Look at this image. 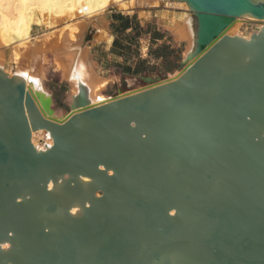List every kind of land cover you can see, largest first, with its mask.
<instances>
[{
  "label": "water",
  "instance_id": "obj_1",
  "mask_svg": "<svg viewBox=\"0 0 264 264\" xmlns=\"http://www.w3.org/2000/svg\"><path fill=\"white\" fill-rule=\"evenodd\" d=\"M171 1L194 39L173 78L98 105L80 80L58 119L0 66V264H264V24L228 33L264 0Z\"/></svg>",
  "mask_w": 264,
  "mask_h": 264
},
{
  "label": "crops",
  "instance_id": "obj_2",
  "mask_svg": "<svg viewBox=\"0 0 264 264\" xmlns=\"http://www.w3.org/2000/svg\"><path fill=\"white\" fill-rule=\"evenodd\" d=\"M139 7L131 12L109 7L99 17L82 25L77 34L78 43L85 53L83 57L88 61L85 60L88 67L90 66L95 84L101 85V92L108 97L125 93L128 91L125 88L138 83L143 87L145 83L141 76L170 79L181 71V61L188 46L187 40L178 31V27L183 25V9L166 4H145ZM43 26L36 22L32 33L35 40L40 42V47L45 50L40 48L38 58L34 57L32 51L30 54L23 51L26 53L23 66L28 67L35 63L30 68L34 70L33 67L38 66L36 68L42 71L45 79L53 70L59 75L60 84H67L69 82L62 77V70L55 66V52L52 49V46L59 47L61 39L50 38L44 41L54 31ZM40 58L42 61H39ZM39 62L42 64L40 67Z\"/></svg>",
  "mask_w": 264,
  "mask_h": 264
},
{
  "label": "bare ground",
  "instance_id": "obj_3",
  "mask_svg": "<svg viewBox=\"0 0 264 264\" xmlns=\"http://www.w3.org/2000/svg\"><path fill=\"white\" fill-rule=\"evenodd\" d=\"M145 4L151 6L166 4L183 9V16L181 17L183 25L178 27V31L188 41L185 54L187 55L192 50L194 39L191 13L186 2L171 0H0V66L11 75L14 72L26 75L28 84L29 80H33L36 87L49 93L45 85V76L40 69L38 70L36 68L38 66L33 67L34 70L35 68L37 69L34 71L30 67L35 63L28 67L21 64L26 57V53L21 50L23 47H28L27 52L30 54V51H32L34 57H37L41 53H38L41 48L40 42L36 41L32 36V28L36 19L44 22L48 21L51 24L75 21V24L79 25L99 17L110 6H118L122 9L133 11L135 6L141 7ZM244 21L258 22L260 25L257 28H260L264 24V20L256 19L250 15H244L236 19L228 33L249 38L252 32L249 35L241 33V23ZM173 22H175V19ZM71 27L63 29L64 31L62 30L60 36L61 43L60 45L58 44L59 47L55 46L56 48H53L52 46L55 52L53 55L55 56L56 64L64 70V75L72 86L73 94L77 93L78 82L81 80L90 89L92 103L96 105L103 104L112 97L103 94L101 92L102 86L95 84L89 68L90 66L88 67L87 65L88 61L83 57L85 53L82 52L80 44L78 43V37L76 35L79 33L78 27ZM43 46L46 47L45 45ZM8 47L12 49L14 63L18 64V69L16 70L15 68L16 71H11L5 66L6 49ZM42 50H45V48ZM41 56L43 55L41 54ZM40 59L39 61H42ZM40 64L39 62V67ZM66 115L58 116L54 113V116L58 119H64ZM40 139H43V143H40ZM32 141L40 149H43L45 145H51L53 143L49 134L44 130L34 131ZM73 212H75V209Z\"/></svg>",
  "mask_w": 264,
  "mask_h": 264
},
{
  "label": "rangeland",
  "instance_id": "obj_4",
  "mask_svg": "<svg viewBox=\"0 0 264 264\" xmlns=\"http://www.w3.org/2000/svg\"><path fill=\"white\" fill-rule=\"evenodd\" d=\"M112 7V6H110ZM113 7H118V6H113ZM137 7V6H135ZM134 7V8H135ZM120 8V7H118ZM122 9V8H120ZM124 11H131L128 9H122ZM181 14V13H180ZM183 16V14L181 15V17ZM91 21V20H90ZM38 23L40 26L44 25V28H48V29H53L54 32L48 34V36L45 37L44 41L50 40V38H59L61 36V32L63 29L69 28L70 26H72L71 28H75V26L78 27V31L80 32L82 25L84 26V24L88 23L87 22H83L79 25L75 24V21H70L68 23H56V24H51L48 21H41L39 19H36L35 23ZM257 24V27H259V23L258 22H252V21H244L241 23V33H243L244 35H249L251 32L255 31L257 27H255V25ZM34 26V25H33ZM56 26V27H55ZM33 30V28H32ZM34 31V30H33ZM64 31V30H63ZM52 35V36H51ZM77 35V34H76ZM33 36V33H32ZM34 37V36H33ZM78 37V36H77ZM37 41V40H36ZM186 45H188V41L186 42ZM28 47H23L21 50L22 51H27ZM12 49L11 47H8L6 49V61H5V66L10 69L11 71L14 70L16 71L18 68V64L14 63L13 59H12ZM55 62V66H57L56 64V60L54 59ZM22 65L24 64L23 62L21 63ZM16 68V70H15ZM59 69L62 70V77L66 79L65 75H64V70L60 67H58ZM69 82V81H68ZM45 85L46 88L48 89L49 93L54 96V103H53V107L55 109V114L58 116H64L66 115L68 112H70V107L69 104L71 102V96H72V86L69 83L67 84H60L59 81V75L56 74L55 72H53V70L51 71L49 77L45 80ZM142 84L138 83L136 85H133L132 87L129 88H125L124 90H128L126 92H130L136 89H141ZM40 143H43V139H40Z\"/></svg>",
  "mask_w": 264,
  "mask_h": 264
},
{
  "label": "flooded vegetation",
  "instance_id": "obj_5",
  "mask_svg": "<svg viewBox=\"0 0 264 264\" xmlns=\"http://www.w3.org/2000/svg\"><path fill=\"white\" fill-rule=\"evenodd\" d=\"M255 27H257V24L255 25ZM147 86L146 84L143 85V87Z\"/></svg>",
  "mask_w": 264,
  "mask_h": 264
}]
</instances>
